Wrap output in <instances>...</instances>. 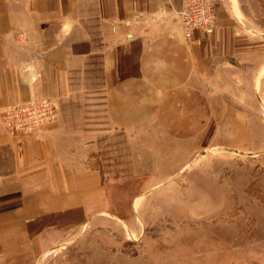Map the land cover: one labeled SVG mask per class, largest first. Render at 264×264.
Masks as SVG:
<instances>
[{
    "label": "rangeland",
    "instance_id": "374dc122",
    "mask_svg": "<svg viewBox=\"0 0 264 264\" xmlns=\"http://www.w3.org/2000/svg\"><path fill=\"white\" fill-rule=\"evenodd\" d=\"M210 1L215 18L205 33L217 18ZM234 11L228 45L206 73L216 79L180 82L186 67L174 65L121 84L101 54L70 76L63 99L2 106L11 136L57 122L68 159L98 172L104 198L100 213L49 228L35 252L20 245L0 264H264V0H234ZM155 22L142 17L127 31L165 27ZM20 106L32 109L30 120L48 121L11 134L6 121H30L4 117ZM8 169L12 155L0 145V174Z\"/></svg>",
    "mask_w": 264,
    "mask_h": 264
},
{
    "label": "crops",
    "instance_id": "0c3cea01",
    "mask_svg": "<svg viewBox=\"0 0 264 264\" xmlns=\"http://www.w3.org/2000/svg\"><path fill=\"white\" fill-rule=\"evenodd\" d=\"M183 1L3 0L0 115L8 103L44 95L63 99L70 76L95 55L102 54L109 77L121 84L143 83L145 76H154L150 69L174 65L186 67L180 82L216 79L206 73L232 35L234 0H214L217 18L211 33L195 31L187 41L175 21ZM142 17L161 20L165 27L129 34L130 27H141L136 23ZM1 125L0 145L13 159V169L0 174V254L6 258L20 255L26 248L20 245L28 244L24 253L35 252L31 245L49 228L67 230L100 213L104 197L98 172L68 159L57 122L39 134L17 136Z\"/></svg>",
    "mask_w": 264,
    "mask_h": 264
},
{
    "label": "built area",
    "instance_id": "2783aa9c",
    "mask_svg": "<svg viewBox=\"0 0 264 264\" xmlns=\"http://www.w3.org/2000/svg\"><path fill=\"white\" fill-rule=\"evenodd\" d=\"M183 2L184 3L182 7L177 10L176 13L178 17L179 28L182 31L185 39H190L194 30H204L206 32L210 31L209 27L212 25L215 18L212 15L213 10H215L213 2L210 0H184ZM45 103H47V101H45ZM49 105L47 104L46 107L48 108ZM30 107L20 106L12 108L10 110L5 111L4 117L8 120L12 119L13 117H16L18 114L23 115V113H25L28 114L26 120H30V111L32 110ZM47 119L48 118L37 119V116H35L34 119L30 121H25L21 123H13L12 121H6L5 124L8 126V129L11 134H15L21 130H26L31 133V131H36L42 125H44L45 122L48 121Z\"/></svg>",
    "mask_w": 264,
    "mask_h": 264
}]
</instances>
